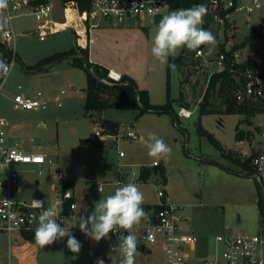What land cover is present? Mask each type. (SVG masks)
Instances as JSON below:
<instances>
[{
  "label": "rangeland",
  "instance_id": "rangeland-1",
  "mask_svg": "<svg viewBox=\"0 0 264 264\" xmlns=\"http://www.w3.org/2000/svg\"><path fill=\"white\" fill-rule=\"evenodd\" d=\"M260 2L262 7L252 16L254 27L252 29L245 27L238 36V39L243 41L249 35L248 42L243 47L245 56L255 53L264 56V0ZM23 11V15L9 21L7 26L0 30V42L7 47L8 44L3 39L5 29L24 33L18 35L15 46L20 59L16 58L1 85L0 116L8 119L10 123L8 133L14 143L17 142L27 151L43 153L52 162L41 167L43 174L40 176L36 173L38 166L32 163L18 165L22 198L30 199L51 194L55 181L53 172L59 168L66 178L76 180L73 188L78 207L80 206L77 209L86 217L94 210V202L105 198L108 192L114 193L118 187L127 184L116 182L119 170L129 166L138 169L139 164L136 163L146 164L153 160L148 156L149 134H155L172 149L171 155L162 160L161 167L164 166L166 172L170 170L177 173L182 169L188 175H193L190 179L194 181V192L172 194L175 199L188 203V210L196 222L200 220L210 229L212 237L203 242L200 240L198 245L201 252L212 248L214 236L218 232L236 229L264 234V222L258 205V199L264 198V183L259 185L253 177L236 174L223 167L241 170L240 166L231 161L232 157L245 159L251 152L264 148V107L251 117L250 122L240 123L241 129L251 130L253 144H249L248 140L243 142L236 140V127L244 115L224 112L223 99L216 93L211 100L217 110L223 111L201 114L198 100L204 93L205 77L193 74L186 67L178 66L171 68L169 76L167 64H160L152 57V37L157 25L154 23L153 15L144 14L137 17L134 24L125 25L124 28H129L125 31H121L120 28L123 27H117L115 24L107 30L94 28L89 35L90 54L94 58L104 60L106 64L110 63L108 65H115L126 71L137 78L140 84L152 78L153 86L157 89L153 92V99L161 103L167 100V84L170 78V96L174 110L177 112L181 106H189L193 109L192 116L183 117L177 114L178 119L174 121L172 114L147 112L137 117V110L126 108H110L104 110L103 115L98 114L100 112L87 113L84 109V87L87 83L84 68L74 65L70 58L60 61L62 63L55 69L30 71L25 68L33 66L48 55L75 45L81 46L77 41L74 43L76 32L68 28L41 40L37 33H32L37 25L36 17L30 13L28 7ZM170 11L164 10V15ZM257 24L262 26L263 35L259 34L257 30L259 27L255 26ZM253 32L255 34L251 35ZM3 55L4 52L0 49V59ZM6 57L5 61L9 59ZM181 78L183 83L187 78L188 83L182 85ZM19 85L21 89L18 88ZM62 89H65L66 93L62 96L63 105L58 106L56 96ZM19 91L32 95L42 91L49 101L48 108L15 107L13 97ZM181 91L183 97L180 96ZM104 118L118 120L126 126L132 124V127L142 135L141 138L123 140L120 148L109 142L102 144V140L94 135V131L97 123L102 124ZM200 127L212 134L222 147L218 148L212 143L206 134L201 133ZM120 149L124 150L127 157H120ZM77 168L82 170L81 176L77 173ZM36 179L39 182H36ZM153 180L135 184L144 198L157 200V189L164 187L165 184L155 183ZM100 182L104 183V191L97 190L96 185ZM201 188L203 192H198ZM88 191L91 192L89 204L85 200ZM2 239L0 257L7 260L10 245L7 236ZM20 242H23L20 234L14 233L13 248ZM151 248L152 252L142 257L143 264L157 262L166 264L162 246L155 244ZM64 263V260L58 258L55 260V264Z\"/></svg>",
  "mask_w": 264,
  "mask_h": 264
},
{
  "label": "built area",
  "instance_id": "built-area-1",
  "mask_svg": "<svg viewBox=\"0 0 264 264\" xmlns=\"http://www.w3.org/2000/svg\"><path fill=\"white\" fill-rule=\"evenodd\" d=\"M172 0H91L90 6L80 10L75 0L66 1L65 22H58L54 19L53 2L51 0L37 2V0H9L6 14L14 18L24 14V8L28 7L30 13L37 19V25L32 33H37L41 40L58 31L71 28L79 32L82 26L90 35L92 30L105 24L125 25L137 17L150 14L155 16L158 13L164 15V10H171ZM209 26L206 30L211 31L216 37V45L211 54L207 48L200 49L201 54L196 52L189 54L187 70L205 77L204 93L209 86L213 75L228 71L232 77L231 92L238 103L253 102L264 99V56L255 53L244 55L243 47L239 46L242 40L238 39L245 27L252 29L253 14L262 7L260 0H207ZM17 33L11 29L3 31V39L12 50V55L5 62L11 65L17 58L15 46ZM13 45H11V43ZM11 70V69H10ZM123 74L117 70L109 69L108 78L112 81H120ZM6 76L0 79L1 85ZM107 81V79H104ZM21 89V85L18 86ZM65 89L58 92L56 104L63 105L62 96ZM14 105L23 109H46L49 101L42 91L36 94L17 92L14 97ZM177 114L183 117H190L193 110L181 106ZM9 121L0 116V237L7 236L8 244L12 245V235L24 232L34 233L38 225V218L42 211L50 205H58L61 208V216L64 219V226L70 223V218L78 208L74 186L68 185L69 181L63 171L56 168L53 172L55 179L51 191L47 196H38L30 199L21 197L22 188L20 185L21 163H32L38 166L36 173L43 174L41 167L52 162L45 154L34 151H27L17 142L14 143L8 133ZM94 135L100 140L114 144L120 148L123 140H136L141 134L132 127L121 124L116 132H112L101 123H97ZM119 155H125L124 150H119ZM251 164L254 169L253 178L261 185L264 183V148L253 156ZM151 167L160 165L154 160ZM140 168L129 169L128 181L163 183L160 175L155 174L154 178L146 181L140 179ZM77 173L82 170L77 168ZM39 180L36 179V182ZM123 179H118L121 183ZM97 190L104 191V183H97ZM160 200L154 204L143 203L142 207L147 213L146 217L133 228L137 241L144 249H149L160 244L165 254L166 264H264V234L250 233L231 229L219 232L214 236V244L211 249L201 252L198 248L199 236L191 228L187 218L180 212V206L166 198L164 187L157 191ZM91 192H86V201L91 198ZM43 201L44 207L33 206V201ZM61 221L58 220V223ZM63 226V224H62ZM125 234L123 229L110 233L111 237L118 243V236ZM152 251V250H151ZM0 264H12L11 261Z\"/></svg>",
  "mask_w": 264,
  "mask_h": 264
},
{
  "label": "clouds",
  "instance_id": "clouds-1",
  "mask_svg": "<svg viewBox=\"0 0 264 264\" xmlns=\"http://www.w3.org/2000/svg\"><path fill=\"white\" fill-rule=\"evenodd\" d=\"M8 4L9 0H0V30L11 20L10 15H5ZM207 13L208 7L202 3L186 9H175L163 15L152 37V57L160 64H168L169 57H176L182 49L200 55V49L206 47L208 54H211L216 45V37L203 27ZM10 69L11 65L0 59V76H7ZM149 140V157L159 161L171 155V147L162 138L149 134ZM143 203L144 195L137 185L127 183L118 187L114 193L94 202L92 213L79 217V229L97 243L108 238L109 233L123 229L126 235L118 236V243L112 246L111 253L119 256V264H135L138 242L133 228L147 215L142 207ZM33 206L43 208L44 202L34 200ZM58 220L61 222L58 223ZM65 237L69 251L78 255L82 245L72 234L70 227L64 226L61 208L58 205L48 206L39 215L38 225L34 230L35 243L45 247ZM76 255L72 258L75 259ZM95 264L105 262L98 258Z\"/></svg>",
  "mask_w": 264,
  "mask_h": 264
},
{
  "label": "trees",
  "instance_id": "trees-1",
  "mask_svg": "<svg viewBox=\"0 0 264 264\" xmlns=\"http://www.w3.org/2000/svg\"><path fill=\"white\" fill-rule=\"evenodd\" d=\"M46 0H37V2ZM64 2L70 0H63ZM78 3L79 9L85 10L90 6L91 0H75ZM206 4L207 0H172L171 11L175 9H186L197 4ZM203 27L206 29L209 26V16L208 13L204 17ZM259 27L257 30L260 35H263L262 26L259 24L255 25ZM253 32L251 35H254ZM254 37V36H253ZM249 35L246 36L239 46H245L248 42ZM0 49L4 52L3 60L5 61L6 56L9 58L12 55V50L7 47V45L0 42ZM191 51L187 49H182L181 52L176 57H169L167 64L168 74L170 76V70L174 66L184 67L188 63L189 54ZM5 57V58H4ZM18 57V56H17ZM70 58L74 65L84 68L87 74V83L84 87L85 90V102L84 109L87 113L102 112L110 108H126L138 110L137 117L147 113L155 112L161 113H172L174 121L178 119L177 112L174 110L173 100L170 96V78H168V90H167V101L164 104H153L150 101V95L148 89L140 88L136 80L130 75L123 74L120 81H112L108 78L109 68L102 64L95 63L90 60L89 47H83L75 45L67 50L59 51L54 54L48 55L40 59L33 66H25L27 70L32 69H46L48 70L53 65L57 64L63 59ZM2 76H0L1 79ZM104 79H107L105 81ZM232 77L228 71L222 73H217L213 75L210 80L209 86L203 96L202 101L199 105V110L201 114L211 113V112H222L223 110H217L211 100L212 96L219 95L225 104L224 112L227 113H241L244 115L243 119L238 123L236 127L235 138L238 141L248 140L249 144L252 143L253 134L250 129L244 130L240 128V123L250 122L251 117L255 116L264 107V100H256L253 102L238 103L231 92ZM183 97V94H181ZM103 126L111 130L112 132L118 131L121 124L118 121L104 119L102 122ZM201 133L206 134L210 141L214 143L218 148L222 145L220 142L205 129L200 127ZM257 152H251L247 158L242 159L240 157H232L231 161L241 167V170H233L231 168L223 166L226 170L234 172L237 174H244L250 177L254 175V169L251 164L253 156ZM216 163V162H213ZM153 174H158L162 178L163 183H166L167 175L165 167H161V164L150 168L148 166H142L140 169V179L146 181L151 178ZM258 183V182H257ZM68 185L73 184L67 182ZM261 185L260 183H258ZM258 205L262 213V221L264 222V198L260 197L258 199ZM27 238L34 236V233L24 232L23 234ZM86 264H95V261H90ZM105 264H116L114 262H105Z\"/></svg>",
  "mask_w": 264,
  "mask_h": 264
},
{
  "label": "crops",
  "instance_id": "crops-1",
  "mask_svg": "<svg viewBox=\"0 0 264 264\" xmlns=\"http://www.w3.org/2000/svg\"><path fill=\"white\" fill-rule=\"evenodd\" d=\"M134 23H135V19L132 22L125 24V25H132ZM125 25H119L117 27H123V28H120V30L125 31V29H129L128 27L124 28ZM111 27H114V24H105L104 26H101L100 28L107 30ZM73 31H75V30H73ZM23 34L24 33H21L20 35H23ZM75 35H76V38H75L74 43L77 41L83 47L88 46L89 51H90V37H89V34L84 29V27L80 26L79 32H76ZM15 52H16V56H18V53L16 50H15ZM17 58L20 59L19 56ZM63 60H61V61H63ZM90 60L95 62V63L102 64L109 69H114V70L119 71L122 74H127V75H130L131 77H133L131 74L126 73V71L119 69V67H117L115 65H108L110 63L106 64L104 60L94 58L91 54H90ZM60 63H62V62H58L57 64L53 65L50 68L55 69L56 66H58ZM34 64H36V63H34ZM133 78L136 80V82L138 83L140 88L148 89L151 103H153V104H164L167 101L166 100L165 102L161 103V101H155L153 99V92L156 91L157 89H156V87L153 86V81H152L153 79L152 78H149V81H147L146 83H143V84H140L139 81H137V78H135V77H133ZM180 81H181L182 85L185 83H188L187 78H185V80H183L184 83L182 82V78L180 79ZM167 86H168V84H167ZM181 94H182V91L180 93V96H181ZM160 95H161V92L159 91V96ZM199 105H200V102L198 100V106ZM187 107L190 108L189 106H187ZM190 109H192V108H190ZM98 114L103 115V111L98 113ZM164 114H166V113H164ZM168 114H172V113L168 112ZM104 119H108V118H104ZM110 120H113V119H110ZM114 121H118V120H114ZM118 122H120V121H118ZM120 124H122V123L120 122ZM243 141H245V140H241L238 142H243ZM106 143H107L106 141H102V144H106ZM111 145H113V144L111 143ZM125 157H127L126 153L124 156H122V158H125ZM154 160L155 159H153L150 162H147L146 164H140L139 162L136 164H139V168L141 165H146L150 168H153V167H151L150 164ZM159 162H160V164L163 163L162 160H159ZM130 168H131V166H129V168H123V170H119L117 180L121 178V179H123V181L121 183H123V182L130 183L131 181H128L129 180L128 179L129 178L128 172H129ZM120 172H122V173H120ZM81 175L82 174H80V176ZM154 175L155 174H153L151 176V178H154ZM166 175H167V180H166V183H164L165 184L164 189L166 192V198L169 201L180 206V208H179L180 214L183 217L187 218L191 228L199 236V238L202 242H203V240H205V241L209 240L212 237V234L210 233V229L206 228L205 224L203 222H200V220L196 222L194 216L188 210V206H189L188 203H184L182 201H179L180 199H175L176 197H174V195L172 194V192H194V181L192 179H190V177H192L193 175H188L186 172L182 171V169H179V172H177V173L170 172V170L169 171L167 170ZM67 179L69 180L68 182H71L73 184V186H75L76 180L69 179V178H67ZM121 183H118V184H121ZM131 183H139V182H131ZM143 183H146V182H143ZM157 191H158V189H157ZM198 192H203V189L201 188L200 191H198ZM109 194H112V192H108L106 197ZM45 196H47V194ZM85 200H86V198H85ZM159 200H160L159 196L157 197V200L144 198V203L154 204V203H157ZM86 203H88V204L91 203V199L89 201H86ZM79 208H80V206L78 207V209ZM78 209H76L75 214L70 218V223L67 226V227H70V231L76 237V239L78 241H80V243L82 245L81 250H80L78 255L73 254L67 248V246H66L67 237H65L61 240H57L56 242H54L51 245L41 247L40 245L35 243L34 236L31 238H27L24 235H20L21 239H23V242L16 244V246H14L15 248H13V245H11L9 247V250L7 253V256H8L7 260L3 259L2 257H0V260L4 261V262L11 261L12 264H55V260L58 258V259L64 260L65 261L64 264H86L90 261H93V260L96 261L98 258H101L104 260V262H114L116 264H119V256L116 253H111L112 246L117 244L116 240L113 239L109 233L108 238L102 239L100 242L97 243V242L93 241L92 239H90L89 237H87L84 233H82L79 229V217L83 216V214H82V212H78L79 211ZM225 228H227L226 225H225ZM243 231H245V230H243ZM2 237H4V236H2ZM2 237H0V246H2V244H3ZM12 248H13V251H12ZM150 249L152 250V248H150ZM151 250L144 249L138 243L137 254L135 257V264H143L142 257H144L146 253L149 254V252H152ZM74 255H76L75 259L72 258ZM66 262H68V263H66ZM150 264H153V263H150ZM156 264H160V263L157 262Z\"/></svg>",
  "mask_w": 264,
  "mask_h": 264
},
{
  "label": "water",
  "instance_id": "water-1",
  "mask_svg": "<svg viewBox=\"0 0 264 264\" xmlns=\"http://www.w3.org/2000/svg\"><path fill=\"white\" fill-rule=\"evenodd\" d=\"M53 2V11H54V19L58 22H65L66 21V17H65V6L63 3V0H51ZM163 14L162 13H158L154 16V23L156 25H158L160 19L162 18ZM258 32L256 31V34ZM38 70V68L36 69H32L31 71H36Z\"/></svg>",
  "mask_w": 264,
  "mask_h": 264
}]
</instances>
